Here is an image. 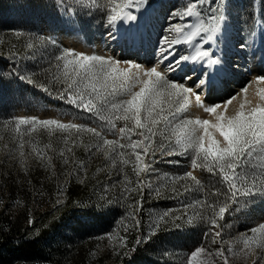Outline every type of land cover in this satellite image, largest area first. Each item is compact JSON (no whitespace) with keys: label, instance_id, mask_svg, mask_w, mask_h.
<instances>
[{"label":"snow or ice","instance_id":"6c2138e0","mask_svg":"<svg viewBox=\"0 0 264 264\" xmlns=\"http://www.w3.org/2000/svg\"><path fill=\"white\" fill-rule=\"evenodd\" d=\"M74 4L83 9L85 14L98 13L108 29L109 38L115 35L113 29H117L121 22L137 21L138 15L134 13L150 6L148 0H74ZM62 6L66 10H73L71 5ZM223 9V0H188L183 9L170 12V21L176 22L170 23L165 30L169 35L160 38L157 63L147 68L138 62L122 61L114 56L61 48L50 36H39L41 43L59 48L58 53L47 60V67L40 69L46 76L45 82H36L35 71L23 74L13 72L10 75L40 88L50 96L55 95L78 111L89 114L99 124L90 126L73 121L64 122L58 118L39 119L35 116L13 117L3 125H11L15 132L12 139L16 146L10 149L9 155L18 151L19 156L23 157L27 142L33 145L32 150L37 158L43 159L44 150L37 148L30 139L25 140V137H30L38 128L46 129L50 133H89L97 139V143L88 146L89 153H103L112 167H116L118 163L121 165V172L123 166L132 163L138 178L136 183L141 190V173L155 171L151 161L145 162V157L155 159L157 152L162 156L185 155L190 158L191 170L172 179L192 182L184 187V193L195 191L199 195L191 202L182 201L181 207L185 210L196 209L188 218V223L191 224L193 218L198 219L206 225L203 239L220 245L213 251L203 244L195 247L186 258L185 264H215L213 257L221 264H229L230 256L243 253L248 257L256 255L257 249L264 251V222L246 229L240 234V238L233 240L223 238V226L219 223L229 213V205L238 203L240 197L264 196V105L245 111V101L240 104L235 114L228 115L227 108L236 98L235 95L222 103L207 105L202 99L199 86L194 89L183 82L169 79L168 76V73L175 72L183 63L206 60L209 65H213L218 62L210 58V52L203 45L213 41L220 32L225 20ZM15 35L22 34L16 32ZM180 43L192 45L193 54H177L174 48ZM35 47L33 43L27 45L30 59L36 58V52L32 51ZM122 63L127 67H121ZM161 65L163 70H160ZM141 76L145 79H141ZM184 79L192 80V77L186 75ZM258 80L264 81V77H258ZM203 84L204 81L201 80L200 85ZM56 85L61 87L56 88ZM138 85L139 90H136ZM241 92L246 96L247 87L241 89ZM259 94L264 100V89ZM192 107L202 109L211 118L184 117L182 114ZM222 107L224 111L219 110ZM118 122H122V126L118 127ZM100 129L118 136V139L106 138ZM157 136L161 139L157 140ZM2 139L0 136V140ZM121 140L124 142L121 143ZM64 143H68L67 138ZM45 147L50 148L51 145ZM5 148H8L7 144ZM66 151L71 152L72 149L67 148ZM64 153L65 149H61L60 155L67 164L69 161ZM48 160L50 164L51 158ZM77 168L85 169L86 165L80 161ZM196 169L206 170L215 181L206 186L194 175ZM117 182L125 185L120 197L126 201L128 193L135 189L127 187L131 181L126 174ZM173 191L176 192L175 189ZM155 193L159 195L160 189L156 188ZM184 193L176 194L179 196ZM105 203L111 204L112 201ZM136 205H140V202H135V205L128 203L127 208L133 209ZM80 211L103 213L105 208L104 204H100L81 207ZM171 211L169 209L158 214L149 225L148 234L143 241L137 238V245L155 235L160 223ZM125 219L131 223H125ZM117 223L123 224L125 232L130 227H140V220L133 211H129L127 217L121 218ZM106 235L111 242L112 233ZM119 240L120 245L126 247V239L120 237ZM238 243H242V248H235ZM225 244L228 245L227 252L224 249ZM253 264H264V256H257Z\"/></svg>","mask_w":264,"mask_h":264},{"label":"rangeland","instance_id":"374dc122","mask_svg":"<svg viewBox=\"0 0 264 264\" xmlns=\"http://www.w3.org/2000/svg\"><path fill=\"white\" fill-rule=\"evenodd\" d=\"M154 0H148V3ZM188 3V0H174L162 10L161 18L157 16L155 22L159 24L156 29L153 27L151 38L153 43L158 44V40L164 35H169L165 30L170 23L169 14L173 10L183 9ZM63 4L72 6V11L66 10ZM225 19L231 23L232 27L245 36L246 42L243 47L240 46L241 52L245 60L249 59L250 50L248 41L253 37L255 32L262 29L264 26V0H223ZM167 9H169L167 11ZM167 13H164V12ZM166 14V15H165ZM162 24L163 27H162ZM162 27V28H160ZM164 28V30H163ZM232 28V30H233ZM81 30L84 34L85 41L91 45V48H84L77 44L65 43L64 36L69 31ZM9 31H18L22 33L20 38L13 39ZM160 32V33H159ZM108 29L105 26L101 16L97 14H85L83 9L74 4V0H0V180L4 171L12 170L17 174H22L25 179L35 182L36 177L41 182H53L56 185L54 197L56 202L60 204L66 201V191L70 183L76 182L84 184L88 181L94 183L91 192L95 197L97 206L104 204L105 212L97 213L93 211L83 212L79 214V226L77 228L66 227L63 234L68 237H74L75 241H81L83 237L89 236L92 241L89 242L90 254L92 260H98L101 257L105 258L103 264H116L112 259L113 253H118L127 250L126 247L120 245V237H124L127 241V232L134 230L130 227L127 232L124 231L123 224L117 222L121 218H126L129 211H133L137 218L140 220V227L143 223L142 230L138 231V238L142 241L148 234L149 225L153 222L158 214L171 209V213L164 221L160 223V227L155 235H152L146 242L140 243V251H137V243L129 251L138 253L130 264H185L186 258L190 255L195 247L203 244L210 251L215 250L220 245L212 244L203 239V233L206 225L198 219L193 218L191 224L188 223V218L193 215L196 209L189 208L185 210L181 207L182 201L191 202L198 195V192L192 191L184 193V187L189 186L192 182L184 180H173V177L183 174L191 170L190 158L185 155H171L162 156L159 152L156 153L155 159L145 157V162L151 161L152 168L155 171L141 173L139 179L143 181V188L137 186V176L133 171L134 165L129 163L123 166V172L120 171L121 165L118 163L116 167H112L110 161L107 160L103 153L90 154L88 146L97 143V139L89 133H75L74 131L69 134L68 132H49L46 129L38 128L36 132L32 133L30 137H25V140H31L35 146L44 150V158H37L33 152L32 144L25 143L24 156L20 157L17 151L13 155H9L10 149L16 145L12 139L15 135L13 127H3L5 122L11 120L13 117H38L39 119L58 118L64 122L73 121L75 123H84L90 126H98L99 122L90 115L75 109L65 101L58 99L55 95L50 96L43 92L40 88L30 85L25 81H20L13 72L21 74L29 71L37 72L34 79L36 82H45V74L40 72L42 67H47V60L54 54H57L59 48L47 43H41L38 39L39 36L51 37L55 39L59 47H67L75 49L76 51L85 52L88 54L96 53L104 56H114L110 53H105L104 50L99 49L97 46V36H107ZM158 35V36H156ZM117 37V35H115ZM125 46L127 49H132L134 41L130 37L124 36ZM155 39V40H154ZM158 39V40H156ZM22 44L21 51H16V41ZM29 43H33L36 47L32 50L36 52V58L30 59V50L27 48ZM104 41V46L107 48L109 45ZM158 46V45H156ZM93 47V48H92ZM175 47L177 54L189 55V50L185 46ZM212 47L206 46L207 50ZM180 49V51H179ZM179 51V52H178ZM233 52V51H232ZM230 52V54H232ZM153 52L152 61L155 65L157 57ZM117 58V57H116ZM135 61L132 59H128ZM232 65L231 72L238 75L245 73L244 59L231 58ZM233 60V62H231ZM137 62V61H135ZM121 67H127L126 64H121ZM146 67V66H144ZM147 68V67H146ZM194 71V74L201 73V71L193 69L189 66L188 69ZM133 71H135L133 69ZM205 70L203 73H207ZM184 74V73H183ZM169 79L183 82V78H176L174 75H168ZM258 77H264L263 74H256L253 77H246L243 80L240 91L230 93L225 99L214 102H209L207 105L222 103L229 97L235 95V99L227 108V114L233 115L241 103H245V111L250 110L257 105H264V100L261 99L260 90L264 89V81H259ZM141 79H145L141 76ZM230 77L224 83L226 89L232 87ZM56 88L61 85H56ZM247 87V94L241 92V89ZM136 90H139V85ZM224 111L223 107L219 109ZM184 117L211 118L208 114L200 112L198 108L192 107L187 112L182 114ZM122 126V122H118V127ZM22 126V130H23ZM103 135L108 139H118V136H113L107 130L100 129ZM68 143L65 144V139ZM135 138V137H134ZM157 140L161 139L160 136L156 137ZM124 141L121 140V143ZM8 148H5V145ZM46 145H51L46 148ZM71 148V152L66 149ZM61 149H65L64 155L68 158V163H64V157L60 155ZM93 152L95 150L93 149ZM51 158L49 164L48 158ZM23 160V163H21ZM83 161L86 165L85 169H78L77 164ZM178 162V163H177ZM35 169H41V173L36 172ZM126 174L131 184L127 187L135 189L130 191L127 195V200H121L120 194L125 187L124 184L118 183ZM194 175L201 180L206 186L210 182H214L215 178L212 177L206 170L196 169ZM194 186V185H192ZM160 189V194L156 195L155 189ZM176 190V192L173 191ZM184 193L177 195L176 193ZM146 193L150 196L151 205L142 209V196ZM35 199L32 202L34 210L39 208L38 199L40 201L45 194L42 187L34 190ZM112 201L111 204L105 201ZM120 201V202H117ZM139 201L140 205H136L133 209H128L127 204ZM45 203V202H44ZM52 205V204H51ZM90 205V204H89ZM53 206V205H52ZM88 207V202L86 204ZM45 206L42 208L44 209ZM13 211L15 206L8 208ZM180 217V219H175ZM264 222V196L255 197H240L238 203L229 205V213H226L225 218L219 223L223 226V238L226 240H233L240 238V234L245 232L246 229L256 226ZM125 223L131 221L125 219ZM108 233H112L113 239L111 242L107 239ZM250 235V233H249ZM104 237V239H98ZM61 239V237H60ZM228 245H224L227 252ZM236 249L242 248V243L235 245ZM257 256H264V251L257 249L256 255L245 257L243 253L239 256H230L229 264H253ZM215 264L221 262L213 257Z\"/></svg>","mask_w":264,"mask_h":264},{"label":"trees","instance_id":"16d2710c","mask_svg":"<svg viewBox=\"0 0 264 264\" xmlns=\"http://www.w3.org/2000/svg\"><path fill=\"white\" fill-rule=\"evenodd\" d=\"M9 32L15 40L21 36L15 35L18 31ZM21 48L22 44L17 40L15 50L21 51ZM36 78L41 82L39 77ZM35 171L42 172L41 169ZM36 178L32 183L22 174L6 170L0 180V264H97L90 254L91 237H83L77 242L74 237L63 234L66 227L79 226V214L83 213L81 207H86L87 202L88 207L96 205L91 192L94 183H70L66 201L60 204L54 197L55 183L41 182ZM38 187L43 188L45 197L41 201L38 199L39 208L34 210L31 205L35 199L34 190ZM141 199L142 209L151 205V198L146 193ZM12 205L15 209L10 212L8 208ZM142 226L143 223L127 232V250L112 254L116 264H130L138 256L137 252L129 250L134 247ZM140 248L138 245L137 251ZM98 260L103 264L105 258Z\"/></svg>","mask_w":264,"mask_h":264},{"label":"bare ground","instance_id":"6f19581e","mask_svg":"<svg viewBox=\"0 0 264 264\" xmlns=\"http://www.w3.org/2000/svg\"><path fill=\"white\" fill-rule=\"evenodd\" d=\"M172 1L174 0H154L151 3H148L150 6L146 9L142 8L139 13H134L138 15L137 21L127 23L121 22L117 29H113V32L117 35V37L114 35L112 38H109L108 34L105 37L98 35L96 47L104 50L105 53L115 55V57L121 59L122 61L132 59L143 66L149 67L150 64L154 63V61L151 62L153 52L157 57V46L154 45L150 32H153V27L156 29V27L159 26V24L155 22V19H157V16L161 14L166 5H169ZM168 10L169 9H167V11ZM164 13L167 12L165 11ZM161 18H165V16L162 15ZM163 25L164 24H162V27ZM232 28L233 27L228 19H225L220 32L217 33L214 40L206 45H203L205 49L207 45L212 47L211 50H208L211 54L210 58L217 60V63L209 65L206 60L204 62L183 63L178 70L168 73V75H174L176 78H183L184 83L194 89L199 86L201 96L205 104H209L211 101L214 102L223 100L230 93L235 94L240 91L243 80H245L246 77H253L256 74L264 75V26H262V29L255 32L253 37L248 41L250 50L248 60H245V57L240 49L243 42V36L241 33H237V31H235L234 35H232ZM124 36L130 37L131 40L134 41V46L131 50L126 48ZM104 41H106V44L109 45L108 48L104 46ZM64 42L77 44L88 49L91 48V45L85 41L84 34L81 30L69 31L68 34H65L64 36ZM177 46H180L181 49L183 48L182 46H185L189 50V55L193 54L192 45L180 43L175 47ZM230 52L234 54L235 58L241 57L244 59V74L241 73V75H239V70H235L238 75L231 72L232 65L230 63L229 56H232V54H230ZM156 63L157 62H155V64ZM189 66H192L193 69L196 68L198 71L200 70L201 73L194 74L192 68H190V70L188 69ZM160 70H163V65L160 66ZM205 70H208V72L204 74L203 72ZM186 75H190L192 80L184 79ZM229 77V80H231L233 84L230 89H226L224 87V83ZM201 80L204 81L203 85H200ZM198 110L203 112L202 109L198 108Z\"/></svg>","mask_w":264,"mask_h":264}]
</instances>
